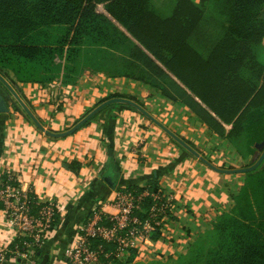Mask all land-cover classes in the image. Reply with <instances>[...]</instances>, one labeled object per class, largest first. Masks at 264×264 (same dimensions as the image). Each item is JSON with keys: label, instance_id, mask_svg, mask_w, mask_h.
<instances>
[{"label": "trees", "instance_id": "16d2710c", "mask_svg": "<svg viewBox=\"0 0 264 264\" xmlns=\"http://www.w3.org/2000/svg\"><path fill=\"white\" fill-rule=\"evenodd\" d=\"M173 2L164 15L151 0H0V68L43 87L76 84L90 72L140 82L187 108L244 160L254 158L264 144V0ZM149 189L160 191L156 182ZM153 204L146 198L139 216ZM139 258L133 250L99 264ZM167 259L156 263L264 264V163L185 254Z\"/></svg>", "mask_w": 264, "mask_h": 264}, {"label": "crops", "instance_id": "0c3cea01", "mask_svg": "<svg viewBox=\"0 0 264 264\" xmlns=\"http://www.w3.org/2000/svg\"><path fill=\"white\" fill-rule=\"evenodd\" d=\"M260 148L244 160L187 108L127 78L88 73L43 87L0 72V177L13 174L23 192L59 208L41 262L60 250L68 264L67 247L94 208L113 213L118 191L154 182L173 196L176 213L169 237L149 245L156 257L185 254L264 163ZM12 241L0 204V246Z\"/></svg>", "mask_w": 264, "mask_h": 264}, {"label": "built area", "instance_id": "2783aa9c", "mask_svg": "<svg viewBox=\"0 0 264 264\" xmlns=\"http://www.w3.org/2000/svg\"><path fill=\"white\" fill-rule=\"evenodd\" d=\"M6 181L0 177V203L7 227L13 232L11 244L0 246V264H41L37 252L47 244L57 224L58 205L39 202L30 193L23 192L13 174ZM154 201L146 218L139 216L146 198ZM107 213L104 207L94 208L92 215L77 227V237L66 251L68 264H99L102 259L121 260L137 250L141 257L157 255L155 243L169 237L167 229L176 213L171 194L161 189L153 192L149 186L138 193L120 190L116 193ZM160 229L158 241L152 234Z\"/></svg>", "mask_w": 264, "mask_h": 264}, {"label": "rangeland", "instance_id": "374dc122", "mask_svg": "<svg viewBox=\"0 0 264 264\" xmlns=\"http://www.w3.org/2000/svg\"><path fill=\"white\" fill-rule=\"evenodd\" d=\"M195 1H199V0H195ZM151 2L153 4V6L155 8H157L158 11L164 15H169L171 13V10H172L173 5H174L173 0H151ZM99 13L107 15L106 14V8L103 5L99 6ZM0 72L7 74L9 71L3 70L0 68ZM90 73H93V72H90ZM258 147H261L260 152H259V156L261 158L264 154V144L261 146H258ZM74 231L76 232V229ZM74 237H75V233L73 234L71 239H73ZM71 244H73V243H70V245L67 247L68 249L72 246ZM59 252H60V250H58L57 254L52 257V259L49 261V264H63L64 256H61ZM38 259L41 261L39 256H38ZM159 260L163 261L164 263H167V261H168L167 257L164 255L163 256L160 255L159 257L158 256L156 257V255L151 256L149 254V255L143 257L142 259L139 258L138 262L134 263V264H141V263L162 264V263H156Z\"/></svg>", "mask_w": 264, "mask_h": 264}, {"label": "water", "instance_id": "95a60500", "mask_svg": "<svg viewBox=\"0 0 264 264\" xmlns=\"http://www.w3.org/2000/svg\"><path fill=\"white\" fill-rule=\"evenodd\" d=\"M262 160H264V154H263V156H262ZM261 160V161H262ZM259 166V165H258ZM257 167H254V169H256ZM253 169V170H254ZM106 182L109 184V185H111V186H113V181H112V178L111 177H106ZM40 254V253H39ZM48 260H49V256L48 255H46L44 258H43V261L41 262V264H48Z\"/></svg>", "mask_w": 264, "mask_h": 264}]
</instances>
